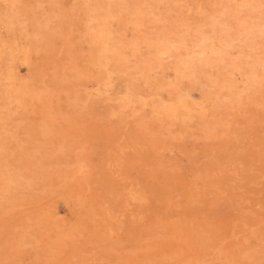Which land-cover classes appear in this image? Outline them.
Returning <instances> with one entry per match:
<instances>
[{
    "label": "rangeland",
    "instance_id": "rangeland-1",
    "mask_svg": "<svg viewBox=\"0 0 264 264\" xmlns=\"http://www.w3.org/2000/svg\"><path fill=\"white\" fill-rule=\"evenodd\" d=\"M264 0H0V264H262Z\"/></svg>",
    "mask_w": 264,
    "mask_h": 264
},
{
    "label": "snow or ice",
    "instance_id": "snow-or-ice-1",
    "mask_svg": "<svg viewBox=\"0 0 264 264\" xmlns=\"http://www.w3.org/2000/svg\"><path fill=\"white\" fill-rule=\"evenodd\" d=\"M262 264H264V262H262Z\"/></svg>",
    "mask_w": 264,
    "mask_h": 264
}]
</instances>
